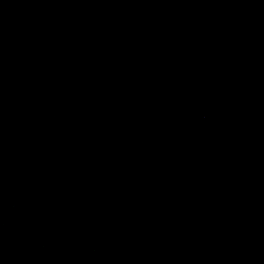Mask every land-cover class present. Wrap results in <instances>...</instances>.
Segmentation results:
<instances>
[{"label": "water", "instance_id": "95a60500", "mask_svg": "<svg viewBox=\"0 0 264 264\" xmlns=\"http://www.w3.org/2000/svg\"><path fill=\"white\" fill-rule=\"evenodd\" d=\"M0 264H264V0H0Z\"/></svg>", "mask_w": 264, "mask_h": 264}]
</instances>
